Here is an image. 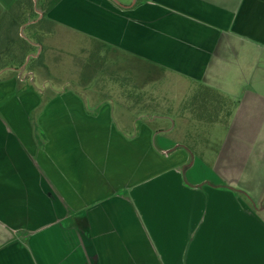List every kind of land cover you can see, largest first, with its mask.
Wrapping results in <instances>:
<instances>
[{"label":"crops","instance_id":"crops-1","mask_svg":"<svg viewBox=\"0 0 264 264\" xmlns=\"http://www.w3.org/2000/svg\"><path fill=\"white\" fill-rule=\"evenodd\" d=\"M30 1L45 62L0 71V264H264V0H0V16ZM93 47L136 87L233 100L215 152L120 125L90 87L25 85Z\"/></svg>","mask_w":264,"mask_h":264},{"label":"rangeland","instance_id":"rangeland-1","mask_svg":"<svg viewBox=\"0 0 264 264\" xmlns=\"http://www.w3.org/2000/svg\"><path fill=\"white\" fill-rule=\"evenodd\" d=\"M19 8L22 10H29V7L23 3L7 12H18ZM33 28L32 26L19 28L22 38L28 37ZM27 42L30 44V54L39 52V49L34 46L32 40L29 41L27 39ZM102 53L103 51L96 47H93L92 52L84 51L76 53L74 58L77 60L74 62L78 63L74 66H71L69 58L61 57L59 60L54 61L56 63H62V65H59L57 68L47 67L46 71L42 70V74H39L40 76H38L35 81H28L25 85L32 84L38 89L42 88L44 89L43 92L47 95L65 87H72L81 92L85 91L84 89L86 87H90L91 90H95L102 95L104 99H101V101H111L115 109V120L119 124L123 122L121 114V112H123L126 117L138 118L141 122L148 121L154 124V126L166 127L164 130L169 131L168 135L173 140L181 142L196 156L200 157V153H203L208 158V156L215 152L217 148L216 145L221 144L225 129L221 126L219 121L207 122L204 120L205 118L202 120L200 117H197L195 114L197 112L191 109H185V106L187 107L188 102L192 99L194 94L190 93L187 98L188 100L185 99L187 100L185 101L181 92L173 89L174 86L177 87L182 82L173 77H169L167 79L171 81L168 82L154 84L151 80H148L149 82L147 83H139L138 86L140 87H153L150 91L157 89L156 93L158 94L151 95L142 102H137L135 97H137L140 91L134 85L129 75L125 73L119 74L114 71L111 66L107 65H100L96 72L89 70V66L95 63L97 57L101 56ZM43 62H45V60H43ZM84 68L87 70V73L84 71ZM39 69L38 67L37 70L39 71ZM0 71H3L5 75L13 73L12 70L9 71L6 69ZM22 71H24V73L30 72L26 68H21L19 72ZM88 75L93 76H91V80L89 79L90 81H88ZM136 79L140 80V76ZM45 81H47V83ZM158 91H160V93ZM90 101L92 102V100ZM140 109H144L148 113L138 116L136 113ZM196 110L199 111V109ZM198 113L200 114L201 110ZM208 150L211 154L207 152Z\"/></svg>","mask_w":264,"mask_h":264},{"label":"trees","instance_id":"trees-1","mask_svg":"<svg viewBox=\"0 0 264 264\" xmlns=\"http://www.w3.org/2000/svg\"><path fill=\"white\" fill-rule=\"evenodd\" d=\"M21 4L22 3L19 5ZM25 4L29 7L28 11L19 8L18 12H6L0 16V70H19L21 68H26L34 72L38 67L40 68L43 63L44 56L42 53L40 52V54L37 55L39 52H36L31 53V55L29 51L30 44L27 42L28 39L29 41L32 40L33 42L36 41L37 43H41V38L33 34L37 28L36 24L27 26H32L34 28L30 31L29 36L24 39L19 31V28H22L30 19L34 18V3L30 1ZM23 15H25V18H23ZM45 21L48 20L44 18L42 22L45 23ZM34 46L38 48L35 42ZM35 56L37 57L35 58ZM98 63L99 61L97 60V62L91 64L89 70L96 72L100 67V63L99 65ZM137 88L140 91L137 97H135L137 102H142L151 95H155L150 90L144 91L141 87ZM192 93L194 96L188 102L187 107L185 106V109H191L197 112L195 113L196 116L200 117L202 120L205 118L204 120L207 122L219 121L222 124L230 121L235 108V102L233 100L203 85L194 88ZM196 109H199V111L201 110V113L199 114V111ZM145 113L147 114L148 112L144 109H140L136 114L141 116Z\"/></svg>","mask_w":264,"mask_h":264},{"label":"built area","instance_id":"built-area-1","mask_svg":"<svg viewBox=\"0 0 264 264\" xmlns=\"http://www.w3.org/2000/svg\"><path fill=\"white\" fill-rule=\"evenodd\" d=\"M40 53H38L37 55H39ZM37 56H35V58H36Z\"/></svg>","mask_w":264,"mask_h":264}]
</instances>
